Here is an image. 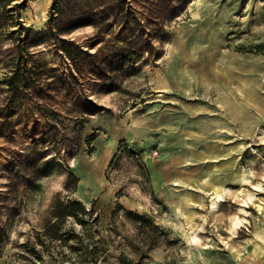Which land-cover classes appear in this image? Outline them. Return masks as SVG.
<instances>
[{
  "label": "rangeland",
  "instance_id": "374dc122",
  "mask_svg": "<svg viewBox=\"0 0 264 264\" xmlns=\"http://www.w3.org/2000/svg\"><path fill=\"white\" fill-rule=\"evenodd\" d=\"M36 1L27 42L0 43V261L72 199L108 264H264V0H48L41 21ZM25 54L28 85L10 92ZM185 178L225 189L215 210Z\"/></svg>",
  "mask_w": 264,
  "mask_h": 264
},
{
  "label": "trees",
  "instance_id": "16d2710c",
  "mask_svg": "<svg viewBox=\"0 0 264 264\" xmlns=\"http://www.w3.org/2000/svg\"><path fill=\"white\" fill-rule=\"evenodd\" d=\"M24 0H0V43L2 41H17L20 31L24 33L21 42H27L29 29L20 21V11L23 10ZM15 28V29H13ZM29 55H21L20 71L15 65L7 77L6 86L13 92L18 86L25 85L31 75L28 65ZM28 85V84H26ZM25 85V86H26ZM118 208L120 205H116ZM49 216L39 231L25 239L21 245V252L17 254L16 264H108L110 257L108 245L93 229L98 218L93 217V211L78 200L56 201L50 207ZM73 220L81 227L75 232L72 227H63L65 220ZM7 233L0 229V258L3 255ZM64 250H67L65 253ZM121 262V261H120ZM5 264H15L6 262ZM127 264V263H120Z\"/></svg>",
  "mask_w": 264,
  "mask_h": 264
},
{
  "label": "bare ground",
  "instance_id": "6f19581e",
  "mask_svg": "<svg viewBox=\"0 0 264 264\" xmlns=\"http://www.w3.org/2000/svg\"><path fill=\"white\" fill-rule=\"evenodd\" d=\"M47 1L48 0H37L35 5H34V8H35V20L36 21H41V18L43 17L44 15V9H45V6L47 4ZM195 2H193L194 4ZM195 60V59H194ZM225 72H228V70L224 69ZM221 75H224L223 72H218V71H212L210 72L208 75L203 71V69L201 68V72H199V80H202L203 82H207L209 79L211 78H219V76ZM210 77V78H208ZM187 83V81H185ZM183 96L185 97L186 95L183 94ZM226 109L231 112L233 110H236V106H238L236 104V102L230 100V97H228V99L226 100ZM188 109H190L188 106L184 105L183 106V110L186 112L188 111ZM131 112L128 113L127 115V118L129 119H132L131 116ZM142 118H140L139 120H135V119H132L130 121V124L131 126H138L142 123ZM187 135V134H186ZM189 136V135H187ZM96 161H98V157H96L94 160H93V163H95ZM76 162V161H75ZM75 169L78 170V163H74L73 164ZM152 174L154 176V180L156 182L160 181L161 179H164L165 178V173L159 171L158 169H155V168H152ZM185 182H189V185L191 186V188H196V189H199V190H202L204 192H207L208 193V196H209V208L210 210H215L216 207H217V203L221 201V198H222V195L223 193L225 192V189L222 188V186L218 185V184H213L209 179L207 178H203L202 180H198L196 178H185L183 179ZM176 185V184H175ZM185 210H180V214L184 213ZM240 224V221L236 220V221H233L232 222V229H237L238 228V225ZM190 233H189V236L191 237V239H195V231H196V228H190Z\"/></svg>",
  "mask_w": 264,
  "mask_h": 264
},
{
  "label": "crops",
  "instance_id": "0c3cea01",
  "mask_svg": "<svg viewBox=\"0 0 264 264\" xmlns=\"http://www.w3.org/2000/svg\"><path fill=\"white\" fill-rule=\"evenodd\" d=\"M101 165L99 164L98 166H96V168L93 170V169H91L90 170V168H87L86 170H84L83 169V176L84 177H87L88 179H95L97 176H98V173L100 172V170H101V167H100ZM93 167V166H92ZM79 178V177H78ZM80 179V178H79ZM97 180H99L98 179V177H97ZM99 192L100 191H105L106 190V192H107V186L106 185H103V183H102V185H101V183H100V181H99ZM82 186H83V184H82ZM81 187V186H80ZM80 187H78V189L80 188ZM101 187V188H100ZM110 193H111V191H109ZM0 264H4L2 261H0Z\"/></svg>",
  "mask_w": 264,
  "mask_h": 264
}]
</instances>
